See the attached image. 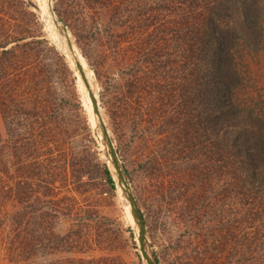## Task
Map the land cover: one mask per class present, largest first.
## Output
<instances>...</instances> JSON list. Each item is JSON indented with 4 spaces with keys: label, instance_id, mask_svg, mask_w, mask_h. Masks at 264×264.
Returning <instances> with one entry per match:
<instances>
[{
    "label": "trees",
    "instance_id": "1",
    "mask_svg": "<svg viewBox=\"0 0 264 264\" xmlns=\"http://www.w3.org/2000/svg\"><path fill=\"white\" fill-rule=\"evenodd\" d=\"M128 1L70 0L75 21L102 44L106 41L114 59L131 75L132 92L140 88L136 77L140 72L150 85L160 86L152 64L158 50L172 52L190 71L201 72L206 106L208 93L215 90L218 98L216 88L223 92L214 125L207 109L203 120L204 133L214 128L219 212L202 215L193 193L190 197L186 192L175 207L177 215L167 222L183 224L188 236L201 242L198 255L204 258L192 255L191 264L197 257L203 264H230L237 231L246 234L249 264H264V0H156L153 6L148 5L152 0H135L136 8ZM217 30L226 59L234 65L224 71L222 80L216 75L215 88L209 75L215 65ZM25 39L0 26V264H126L105 250L107 240L100 229L107 219L94 205L60 196L63 187L56 186L58 180L69 179L64 143L47 120L53 104L36 79L41 74L39 58L62 62L64 56L47 40L19 43ZM13 42L18 44L8 49ZM241 49L242 55L236 57L235 51ZM159 95L162 101L168 97ZM127 105L115 106L122 118L127 116ZM186 108L180 112L183 117L170 115L168 120L176 119L170 127L167 118L153 125L162 126L164 137L174 131L179 142L182 139L184 147L193 151L196 132ZM209 148V143L204 145ZM109 181L113 184L111 176ZM225 207L233 214L231 231L226 227ZM103 250L105 255L96 254ZM181 264H187L186 257Z\"/></svg>",
    "mask_w": 264,
    "mask_h": 264
},
{
    "label": "rangeland",
    "instance_id": "2",
    "mask_svg": "<svg viewBox=\"0 0 264 264\" xmlns=\"http://www.w3.org/2000/svg\"><path fill=\"white\" fill-rule=\"evenodd\" d=\"M48 2L0 0V26L3 25L11 36L25 35L26 39L19 41L20 44L47 40L50 48L64 56L62 62L50 57L39 58L41 65L38 69L41 74L36 79L47 90L46 99L53 104V111L47 120L54 124L57 138L61 136L64 143L63 152L67 161L64 166L69 169V179L66 182L58 180L56 186L63 187L60 196L77 197L84 204L94 205L100 216L107 219L100 229L107 240L103 245L105 250L110 249L112 255L121 258L126 264H148L141 250L138 225L132 214L127 188L120 181L104 135L105 128L130 191L144 217L149 253L158 264H181L184 257L187 264H191L190 256L202 252L201 242L188 236L189 232L183 224L177 221L168 223L167 220L177 215L175 207L180 206L186 192L190 197L193 193L202 215L219 212V180L212 126L218 110L221 111L217 103L219 105V94L223 92L215 87L218 86L216 75H220L219 81L222 80L224 71L234 65V62L226 59L225 46L218 34L221 31H216V52L212 53L215 65L209 75L210 83L213 84L211 87L218 90V98L215 97V90L208 93L206 106L202 99L201 72L197 69L190 71L187 66H183L185 62L180 57L176 58L168 51L163 53L158 50L152 57L155 70L153 78L160 86L150 85L140 72L136 76L138 83H141L140 88L132 92L129 82L131 75L120 67L119 60L114 59L106 41L102 44L98 36L84 32L82 22L75 21L70 0H51L54 15L67 26L69 37L63 36L57 25L46 17ZM127 3L136 8L135 0ZM156 3V0H152L148 5ZM69 38L74 45L75 55L85 65L86 81L81 78L75 60L72 62L67 49L61 46ZM17 44L10 43L7 48L11 49ZM160 44L164 47L168 45L165 42ZM235 52L236 57L242 55V49ZM164 84L167 86L164 87ZM189 84L193 86L191 89ZM156 90L158 93H153ZM159 93L168 94V97L162 101ZM122 103H128L125 118L115 109ZM156 107L159 111L155 110ZM186 107L191 117L193 115L191 126L193 130L195 127L196 132L192 134V142L196 145L193 151L184 147L182 139L179 142V135H175L174 131L164 137L160 135L162 126L153 125L167 118V128L170 127L176 121L172 117H183L180 112ZM205 109L211 115L212 124L207 134L203 132L206 127L203 121L206 118ZM175 110L176 114L170 113ZM170 115H173L172 119L168 120ZM134 120H137L138 127ZM208 143L210 148L206 150L204 145ZM77 179H80V184ZM223 214L227 219L226 227L231 231V208L225 207ZM237 232L232 237L236 254L230 258V264H249L246 234ZM107 251H98L96 254L105 255ZM198 256L204 258L203 255ZM199 257L192 264H203Z\"/></svg>",
    "mask_w": 264,
    "mask_h": 264
},
{
    "label": "water",
    "instance_id": "3",
    "mask_svg": "<svg viewBox=\"0 0 264 264\" xmlns=\"http://www.w3.org/2000/svg\"><path fill=\"white\" fill-rule=\"evenodd\" d=\"M52 14L54 15L53 10H52ZM55 23L58 26L57 28H58L59 32L62 35H67L69 37L67 26L62 24L61 20H59L58 18L55 19ZM69 46H70L71 49H73V43L71 42L70 38H69ZM78 68H79V66H78ZM104 135H105V137H107L106 138L107 139V143H108V146L110 147L111 152H112V157L114 159V165L118 169L120 181L127 188V193H128V196H129V200L131 202L132 214L134 216L136 224L138 225V231H139L138 238H139V241H140V245H141V250H142L143 256L146 259L148 264H158V261L148 251V245H147V242H146V225H145L144 217H143V215H142V213H141V211H140V209H139V207L137 205V202H136L134 196L132 195V192L130 191L129 183H128L125 175L123 174L122 167L119 164L117 155L114 152V149L112 147V143H111L110 139L108 138V133H107L105 128H104Z\"/></svg>",
    "mask_w": 264,
    "mask_h": 264
},
{
    "label": "bare ground",
    "instance_id": "4",
    "mask_svg": "<svg viewBox=\"0 0 264 264\" xmlns=\"http://www.w3.org/2000/svg\"><path fill=\"white\" fill-rule=\"evenodd\" d=\"M46 9L48 10V16H46L47 18L50 19V21L54 24L55 23V19L57 18L56 16H54L52 14V3H51V0H49L48 2V5L46 7ZM47 20V19H46ZM58 27V26H57ZM65 36V35H63ZM67 36V35H66ZM63 48H66L67 49V52L70 54V59L71 61L73 62V60H75V63L79 66V69H80V74H81V78H85L86 76L84 75L85 74V65L81 62V60L79 59V57L77 55H75V52H74V45H73V49L70 48L69 46V40L66 41L65 43H63L61 45ZM85 81H86V78H85ZM95 102V100H94ZM95 104V108L97 107L96 103ZM97 110V109H96ZM97 113H98V110H97ZM102 125V124H101ZM107 138V137H106ZM107 140V139H106ZM110 148V147H109Z\"/></svg>",
    "mask_w": 264,
    "mask_h": 264
}]
</instances>
